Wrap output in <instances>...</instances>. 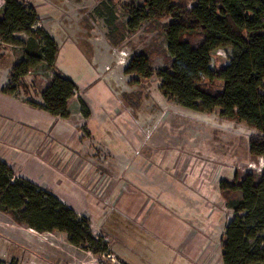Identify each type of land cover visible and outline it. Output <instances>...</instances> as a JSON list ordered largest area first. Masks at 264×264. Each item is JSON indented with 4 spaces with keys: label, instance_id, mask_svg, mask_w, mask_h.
I'll return each instance as SVG.
<instances>
[{
    "label": "rangeland",
    "instance_id": "374dc122",
    "mask_svg": "<svg viewBox=\"0 0 264 264\" xmlns=\"http://www.w3.org/2000/svg\"><path fill=\"white\" fill-rule=\"evenodd\" d=\"M24 1L36 8L38 20L34 27L47 31L57 44L54 65L41 62L24 77L30 87L28 94L39 101L40 89L55 73L71 79L76 88L68 99L67 117L38 116V125L45 118L51 119L45 135L36 128L30 137L18 141L23 123L17 120L15 139L13 135L10 140L4 139L7 132L0 131L1 147L10 153L15 151V178L26 177L32 171L39 180L46 181L75 167L80 186H86L102 206L95 204L98 209L94 211L88 198L84 201L82 209H93V220L91 213H77L70 207L79 216L89 218L96 237L100 232L107 236V247L115 256V248L126 256L152 252L147 261L133 256L131 264H222L221 233L232 212L224 205L218 183L232 178L236 170H246L248 162H256L258 171H264V155L252 157L248 152L250 129L243 122L221 116L218 109L205 112L187 108L160 92L154 71L161 65L157 48L164 46L162 35L146 27L127 32L124 0ZM108 10L113 28L121 36L116 41L119 43L110 41ZM142 49L151 59L150 76L124 72L129 57ZM0 52L5 55L0 80L6 82L9 67L21 56L22 48L0 41ZM229 59L230 48L219 47L212 52L210 65ZM127 91L140 93L137 106H129L122 98L121 93ZM11 95L25 102V91L19 85ZM83 106L89 111L86 116ZM42 136V145L48 144L47 150L55 157H41L43 163L27 158L18 164L24 151L30 150L27 144L33 140L38 143ZM68 172L69 179L74 177L70 169ZM33 181L53 192L44 183ZM115 183L140 189V195L129 201L137 206L131 205V213L117 222L118 231L104 228L98 216L102 210L111 211L107 205L111 193L106 194ZM80 189L73 194L79 208ZM117 190L112 202L119 198L121 191ZM8 220L13 222L0 212V264H99L91 251L48 231H29L34 237L27 248L32 251L31 258L27 259L24 255L29 250L21 248H26L25 244L15 246V230H11L15 226ZM99 260L108 262L102 256Z\"/></svg>",
    "mask_w": 264,
    "mask_h": 264
},
{
    "label": "trees",
    "instance_id": "16d2710c",
    "mask_svg": "<svg viewBox=\"0 0 264 264\" xmlns=\"http://www.w3.org/2000/svg\"><path fill=\"white\" fill-rule=\"evenodd\" d=\"M122 4L127 32L146 27L162 35L164 46L157 48L161 65L154 71L160 92L184 107L205 112L218 109L221 116L243 122L250 129L249 154L263 156L264 0H124ZM37 20L36 8L29 2L0 0V41L22 48L1 91L13 94L19 85L25 91V102L65 118L68 99L76 88L71 79L55 73L40 89L39 101L28 94L24 77L41 62L53 66L57 52L55 39L34 27ZM106 24L110 41L119 43L121 36L113 28L110 10ZM219 47L230 48L229 62L211 66V54ZM4 57L0 52V66ZM124 72L150 76L148 52L142 49L132 54ZM139 95L121 93L131 107L138 105ZM82 108L86 116L89 111ZM218 188L232 212L221 233L222 264H264V171L236 170L232 178L221 179ZM0 212L37 232L62 233L69 244L95 257L109 251L107 241L91 232L89 218L79 216L33 180L15 178L14 169L1 157Z\"/></svg>",
    "mask_w": 264,
    "mask_h": 264
},
{
    "label": "crops",
    "instance_id": "0c3cea01",
    "mask_svg": "<svg viewBox=\"0 0 264 264\" xmlns=\"http://www.w3.org/2000/svg\"><path fill=\"white\" fill-rule=\"evenodd\" d=\"M5 82V79L0 80V131H3L4 133L7 132V135L4 139H8L10 140V138H12L11 136H14L15 139V120L17 121H21L23 123L22 129L20 130V133L18 135V141L19 138L22 139V137L27 136L30 137L29 135L33 134V130L34 129H38L39 133L40 131L43 133V135H45L47 129H48V125L50 123L49 118H45L43 119L45 122L43 124L38 125L36 123L38 116H40L41 118L46 117L47 115H51L49 113H47L46 111L42 110V109H38L35 108L33 106H31L28 103L25 102H20L17 99H15V97H13L11 94H7L1 91V85ZM53 116V115H52ZM48 120V122H47ZM44 136H42L41 138L38 137L39 141L37 143V140H33L32 142H29L27 144V146L29 147L28 151H24L25 155H22V158H20V162H18V164H23V162L27 159V158H31L33 160H36L37 162H42L41 161V157H46L48 159H51L53 157H55L56 154H52L51 150L48 149V144L47 147L45 145H42V141H43ZM15 144V143H14ZM3 146V145H2ZM15 148V146H14ZM9 149H7L5 146L1 147L0 145V157L3 158L5 161H7L10 165L12 164V168L15 171V151H13L12 153H10L8 151ZM23 159V160H22ZM41 159V160H40ZM17 164V165H18ZM21 164V165H22ZM47 166V165H46ZM49 167V166H47ZM18 169V168H17ZM70 169V171H72L74 173V177L72 176L69 179V172L68 170ZM66 169L64 173H60L61 175L58 176L56 179L55 178H48L46 179V181H41L38 179L37 176L34 175V173H32V171H29L27 174V178L29 179H33V180H37L41 183H44L43 185L47 186L48 188H50L54 194H56L60 200H62L63 202L67 203L69 206H73L76 210L77 213H91V220H93L92 217V210L94 209V211H96V209H98V207H95V204L101 205L102 203L99 202L98 199L94 200V197H92V195L89 193L88 189L86 188V186L82 185L80 186V180H76L75 176L77 175V170L74 171L75 167H73V169L69 168ZM56 172V171H55ZM80 187L82 188V199H81V208H79L78 204H77V198L75 197V199H73V194H78V192H80ZM120 190L121 192L118 193L119 194V198L115 201L112 202V197L114 194V190ZM117 190V191H118ZM138 188L132 186V185H128V184H124L121 185L119 183H115L114 187L111 190H109V192L106 194L108 195L109 193L110 196L107 198V205L110 208V212L109 213H104V211H100V213L98 214V216H100L99 220L101 225L104 226V228L108 227H114V230H119V226L117 224L118 221H120L121 219H123L124 217L126 218V216L131 213L130 209H131V205L133 206H137V204L135 203H129V201L133 198V197H138L140 195ZM87 194V195H86ZM126 195V200L124 202L123 198L124 195ZM86 198H88L89 200V204L91 203L92 208L93 209H82L85 206L84 201H87ZM78 207V208H76ZM91 210V211H90ZM98 211V210H97ZM111 213H115L116 216L111 215ZM95 220H98V218L96 217ZM8 222H10L8 220ZM96 222V221H95ZM9 224L15 226V229H11V230H15V246H24L23 244L26 245V248L21 247L22 249L25 250H29L28 251V255H24L25 257L31 258V256L29 255L30 252H32L30 249H27L28 246L31 247V241L30 239L32 237H34L31 233H29V231H33L38 233L37 231L31 229V228H27L24 226H20L16 223L10 222ZM47 232V231H45ZM40 233V232H39ZM44 233V232H41ZM56 234H62L59 232H54ZM63 235V234H62ZM32 236V237H31ZM221 249V248H220ZM22 252V251H20ZM147 253L145 255H136L135 253H131L130 255H124L120 250H118L117 248H115V253L116 256L119 258V260H121L123 263L125 264H131V259L133 256H136L138 259H142V260H148L151 259L152 257V252L150 250L146 251ZM220 254V252H219ZM211 262V260H210ZM221 262V260H220Z\"/></svg>",
    "mask_w": 264,
    "mask_h": 264
},
{
    "label": "built area",
    "instance_id": "2783aa9c",
    "mask_svg": "<svg viewBox=\"0 0 264 264\" xmlns=\"http://www.w3.org/2000/svg\"><path fill=\"white\" fill-rule=\"evenodd\" d=\"M246 166H247L246 170L258 171L260 169V167L257 166L256 162H248ZM48 234L55 235V233H53L52 231H48ZM97 237H100V238L102 237V240L107 241V236L104 235L102 232L98 233ZM50 243H52V241H50ZM100 256L105 257L106 261H108V263L106 264H124L122 261L117 260L115 258L116 256L113 253H111V251H104L102 252ZM99 258L96 257L97 263L100 262ZM66 264H71V263H66ZM80 264H94V263L81 262Z\"/></svg>",
    "mask_w": 264,
    "mask_h": 264
},
{
    "label": "bare ground",
    "instance_id": "6f19581e",
    "mask_svg": "<svg viewBox=\"0 0 264 264\" xmlns=\"http://www.w3.org/2000/svg\"><path fill=\"white\" fill-rule=\"evenodd\" d=\"M77 262V261H76ZM73 263V262H72ZM75 263V262H74Z\"/></svg>",
    "mask_w": 264,
    "mask_h": 264
}]
</instances>
